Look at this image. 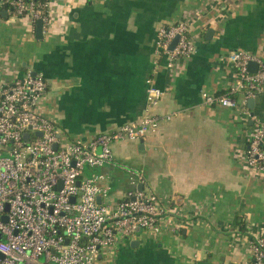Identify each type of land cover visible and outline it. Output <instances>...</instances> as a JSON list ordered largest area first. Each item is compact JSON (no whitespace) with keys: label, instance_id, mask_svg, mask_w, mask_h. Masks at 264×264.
<instances>
[{"label":"crops","instance_id":"1","mask_svg":"<svg viewBox=\"0 0 264 264\" xmlns=\"http://www.w3.org/2000/svg\"><path fill=\"white\" fill-rule=\"evenodd\" d=\"M49 15L38 38L34 21L0 0V78L43 75L39 111L66 142L140 121L150 80L164 93L158 133L116 143L115 164L100 171L114 198L134 188L127 169L143 173L145 188L182 214L180 229L125 241L113 264H251L250 240L264 232V174L244 158L253 124L204 94L224 96L235 83L230 51L264 59V0H50ZM186 20L196 53L170 69L158 33ZM254 112L264 119V94Z\"/></svg>","mask_w":264,"mask_h":264},{"label":"built area","instance_id":"2","mask_svg":"<svg viewBox=\"0 0 264 264\" xmlns=\"http://www.w3.org/2000/svg\"><path fill=\"white\" fill-rule=\"evenodd\" d=\"M9 5L14 17L49 22L50 3L47 15L33 0H10ZM191 23L182 21L158 33L156 54L167 56L170 69L196 53ZM177 35L180 40L170 53ZM227 60L237 79L224 96L204 94L205 104L239 109L253 124L244 158L251 171L264 174V119L249 108L250 100L264 94V59L234 50ZM251 63L258 65L256 73L249 72ZM47 93L43 75L0 78V264H110L125 241L160 236L168 226L180 229L182 214L145 188L143 173L127 169L134 188L114 198L100 171L115 164L116 143H140L158 133L161 118L154 110L164 93L155 82L149 81L148 107L140 121L91 140L65 141L62 128L39 111ZM249 247L251 264H264V232Z\"/></svg>","mask_w":264,"mask_h":264},{"label":"water","instance_id":"3","mask_svg":"<svg viewBox=\"0 0 264 264\" xmlns=\"http://www.w3.org/2000/svg\"><path fill=\"white\" fill-rule=\"evenodd\" d=\"M43 30H44V23H43V21H38V23H37V37L38 38H42L43 37ZM213 34V31L211 30L209 33H208V35H212ZM179 40H180V36L179 35H177L174 39H173V41L171 42V44H170V46H169V48H168V51L170 52V53H173L174 51H175V49H176V47H177V45H178V42H179ZM258 65L257 64H255V63H251L250 65H249V72H251V73H256L257 71H258ZM34 75H36V74H34ZM255 105H256V100H250L249 101V108L250 109H252V110H254L255 109ZM39 136H41V134L39 133L38 134ZM25 138H26V140H28L29 139V135L27 134L26 136H25ZM141 143L143 144V142L141 141ZM56 148V147H55ZM140 189L142 190L143 189V186H140ZM74 201V200H73ZM100 201V200H99ZM4 221L5 222H7V218L6 217H4ZM138 234H140V233H142V230L141 229H139L138 230V232H137ZM3 238V236H2V234L0 233V239H2ZM138 245H139V243L138 242H134V243H132V247L133 248H136V247H138ZM1 256V255H0Z\"/></svg>","mask_w":264,"mask_h":264},{"label":"trees","instance_id":"4","mask_svg":"<svg viewBox=\"0 0 264 264\" xmlns=\"http://www.w3.org/2000/svg\"><path fill=\"white\" fill-rule=\"evenodd\" d=\"M3 1L6 2V7L9 9V8H10V5H9V1H10V0H3ZM27 1L29 2V1H31V0H27ZM33 1H35L36 4H41V5H43V6H44V8H43L44 12L46 13V15L48 14L49 9H48L47 7H45V6H46L47 4L50 3V0H33ZM37 22H38V21H36L35 25H37ZM170 27H171V26H170ZM165 28H169V27H165ZM235 99H236V100H240L241 97H236ZM236 225L243 226V228L245 227L240 221H238V219L236 220ZM111 263L113 264L114 262H111Z\"/></svg>","mask_w":264,"mask_h":264}]
</instances>
